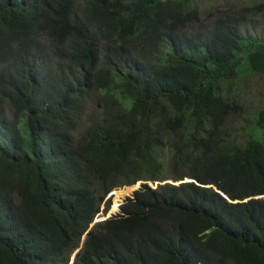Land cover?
<instances>
[{
	"label": "trees",
	"instance_id": "trees-1",
	"mask_svg": "<svg viewBox=\"0 0 264 264\" xmlns=\"http://www.w3.org/2000/svg\"><path fill=\"white\" fill-rule=\"evenodd\" d=\"M256 15L264 1L0 0V264H68L138 181L74 264H264V98L245 140L229 123L235 81L264 79ZM166 158L174 183L152 188Z\"/></svg>",
	"mask_w": 264,
	"mask_h": 264
},
{
	"label": "rangeland",
	"instance_id": "rangeland-1",
	"mask_svg": "<svg viewBox=\"0 0 264 264\" xmlns=\"http://www.w3.org/2000/svg\"><path fill=\"white\" fill-rule=\"evenodd\" d=\"M264 1V0H195V4L199 7L201 10L202 16H206V14L209 11L215 10L216 8L218 10H224L228 7H244L248 6L251 7L253 4ZM253 8V7H252ZM255 11V10H254ZM256 22L254 24L246 25L244 28V34L248 35L252 38H258L264 40V16L256 15L255 16ZM89 90H87L88 92ZM89 93V92H88ZM232 93H234L236 96L239 97V100L241 101V104L244 107V111L241 117L234 118L232 120H229L230 124H233L236 129L243 130V132L238 135V138L241 140H245L248 137L247 131H245L251 124L254 114L259 109V107L262 104V100L264 98V79L256 76H240L238 80L235 81L233 87H232ZM92 100H87V111L88 115L90 114H100L102 106L98 103V99L96 98L95 94L92 93ZM82 130L78 132V136L81 135ZM167 156L170 159L171 154L168 151ZM168 158L164 159V168L162 169L161 179L157 182H150L149 185L152 188H157L159 184L164 183H174L173 174L169 171V162ZM163 160V159H162ZM185 181L192 180L189 176L184 179ZM140 181L136 182L132 185H123L120 187H116L112 190V192L107 197L104 204L101 206V211L98 216H96L95 221L103 220L104 218L108 217L107 215L109 213H115L116 215L120 212V204L125 202L128 198L134 197L136 190L131 191V189H135V185H137ZM144 182V181H141ZM178 183V182H177ZM138 189L141 187L137 186ZM122 189L128 190L130 189L124 198L118 199L119 197L116 195V191L118 194H123L124 191H121ZM137 189V190H138ZM120 191V193H119ZM120 200L117 202V205H115V201ZM248 200V199H247ZM109 203V207L107 208V204ZM115 211V212H113ZM110 215V214H109ZM105 216V217H103ZM112 216H114L112 214ZM105 220V219H104ZM82 245V244H81ZM76 256V251L71 254L69 257L68 264H73V261Z\"/></svg>",
	"mask_w": 264,
	"mask_h": 264
},
{
	"label": "clouds",
	"instance_id": "clouds-1",
	"mask_svg": "<svg viewBox=\"0 0 264 264\" xmlns=\"http://www.w3.org/2000/svg\"><path fill=\"white\" fill-rule=\"evenodd\" d=\"M142 183H143V182H142ZM141 185H142V184H141ZM111 192H112V191H111ZM108 196H109V195H108ZM121 205H122V204H120V206H121ZM98 215H99V214H98ZM98 215H97V216H98ZM114 215H116V212L114 213ZM111 217H112V216H111ZM111 217H110V218H111ZM95 219H96V218H95ZM105 220H106V219H105ZM100 221H103V220H100ZM96 222H98V221H95V220H94V222L91 224L89 230L93 227L94 223H96ZM89 230L84 234V237H83V239H82L81 244H83V241H84V239H85L87 233L89 232ZM81 248H82V245H80V247H79L77 250H75V251H76V255H77V253L80 251ZM75 251H74V252H75ZM74 252H73V253H74ZM73 253H72V254H73ZM75 258H76V256H75ZM74 262H75V259H74V261H73V264H74Z\"/></svg>",
	"mask_w": 264,
	"mask_h": 264
},
{
	"label": "water",
	"instance_id": "water-1",
	"mask_svg": "<svg viewBox=\"0 0 264 264\" xmlns=\"http://www.w3.org/2000/svg\"><path fill=\"white\" fill-rule=\"evenodd\" d=\"M190 181H192V180H190ZM141 184H142V182L140 181L137 185H135V187H134L135 189H133V190H137V189H138L137 186H140ZM123 203H124V202H123ZM123 203H122V204H123ZM113 212H115V211H113ZM109 214H110V215H109ZM109 214L107 215L108 217H106V218H104V219H108V218H110V217L112 216V214L114 215V213H109ZM103 217H105V216H103ZM104 219H103V220H104ZM98 221H99V220H98Z\"/></svg>",
	"mask_w": 264,
	"mask_h": 264
},
{
	"label": "bare ground",
	"instance_id": "bare-ground-1",
	"mask_svg": "<svg viewBox=\"0 0 264 264\" xmlns=\"http://www.w3.org/2000/svg\"><path fill=\"white\" fill-rule=\"evenodd\" d=\"M129 190H130V189H128V190H127V189H126V190L122 189L121 191H124V193L121 194V195H122V196H126V195H128L127 192H128ZM131 191H133V189H131ZM119 193H120V191H119ZM116 195H120V194H118L117 191H116Z\"/></svg>",
	"mask_w": 264,
	"mask_h": 264
}]
</instances>
